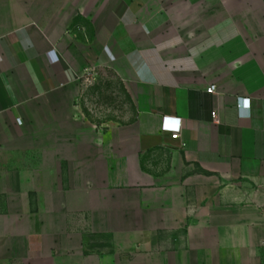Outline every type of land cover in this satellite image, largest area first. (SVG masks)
Here are the masks:
<instances>
[{
    "label": "crops",
    "instance_id": "1",
    "mask_svg": "<svg viewBox=\"0 0 264 264\" xmlns=\"http://www.w3.org/2000/svg\"><path fill=\"white\" fill-rule=\"evenodd\" d=\"M0 264H264V0H0Z\"/></svg>",
    "mask_w": 264,
    "mask_h": 264
},
{
    "label": "rangeland",
    "instance_id": "2",
    "mask_svg": "<svg viewBox=\"0 0 264 264\" xmlns=\"http://www.w3.org/2000/svg\"><path fill=\"white\" fill-rule=\"evenodd\" d=\"M79 78L84 84L91 82L94 83L98 79L101 80V83L109 80V78H107L103 74L102 70L99 69L98 71L95 67L87 68L84 73L79 76ZM109 96L110 94L109 92H107L106 89H104L103 84L98 85L96 89L89 92V98L91 103L90 107H92L93 111L95 112V116L97 117V119L99 117H103V114L105 112L107 113L109 109H111L112 112L118 113L125 111L127 103L124 99L125 96L123 95V93L119 92V89L111 93V102Z\"/></svg>",
    "mask_w": 264,
    "mask_h": 264
},
{
    "label": "built area",
    "instance_id": "3",
    "mask_svg": "<svg viewBox=\"0 0 264 264\" xmlns=\"http://www.w3.org/2000/svg\"><path fill=\"white\" fill-rule=\"evenodd\" d=\"M217 90H218V87L216 84H212L211 86H209L207 88V91L209 93H216ZM249 106H250V99H248V98L244 99L243 102L239 104V107L246 108ZM163 129L172 132L173 138H179L180 137V131H181V119L165 117Z\"/></svg>",
    "mask_w": 264,
    "mask_h": 264
}]
</instances>
